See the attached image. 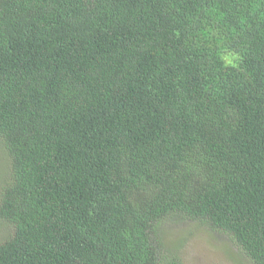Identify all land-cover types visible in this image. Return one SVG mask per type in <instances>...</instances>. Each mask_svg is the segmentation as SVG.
<instances>
[{
    "label": "trees",
    "instance_id": "trees-1",
    "mask_svg": "<svg viewBox=\"0 0 264 264\" xmlns=\"http://www.w3.org/2000/svg\"><path fill=\"white\" fill-rule=\"evenodd\" d=\"M0 152V264H264V0H0Z\"/></svg>",
    "mask_w": 264,
    "mask_h": 264
},
{
    "label": "rangeland",
    "instance_id": "rangeland-1",
    "mask_svg": "<svg viewBox=\"0 0 264 264\" xmlns=\"http://www.w3.org/2000/svg\"><path fill=\"white\" fill-rule=\"evenodd\" d=\"M3 158L0 152V161ZM0 167H3L2 162ZM8 230L5 224L0 223V238L6 236ZM161 233L165 242L170 244L167 246L173 249L176 257H180L182 264H251L244 255H240L235 246H231V240L226 234L210 231L198 221L178 220L173 224L167 223L162 226ZM225 245L228 248L224 251Z\"/></svg>",
    "mask_w": 264,
    "mask_h": 264
}]
</instances>
